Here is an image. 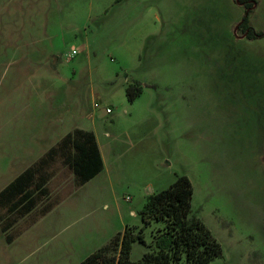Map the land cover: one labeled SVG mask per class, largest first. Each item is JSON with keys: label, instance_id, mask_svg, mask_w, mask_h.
<instances>
[{"label": "rangeland", "instance_id": "obj_1", "mask_svg": "<svg viewBox=\"0 0 264 264\" xmlns=\"http://www.w3.org/2000/svg\"><path fill=\"white\" fill-rule=\"evenodd\" d=\"M245 14L264 32V0H0V190L73 125L105 164L73 191L64 156L47 158L32 212L0 226V264H80L180 175L221 248L207 264H264V36L247 40Z\"/></svg>", "mask_w": 264, "mask_h": 264}, {"label": "trees", "instance_id": "obj_2", "mask_svg": "<svg viewBox=\"0 0 264 264\" xmlns=\"http://www.w3.org/2000/svg\"><path fill=\"white\" fill-rule=\"evenodd\" d=\"M250 7L251 4H245ZM240 28L247 39L264 36L255 32L249 25L248 15L242 17ZM140 83L126 87L129 101L139 96ZM57 152L64 156L77 177L79 185L86 183L103 168V161L94 134L91 131L75 129L65 135L57 146L49 149L47 157H41L33 166L27 168L0 191V206L4 203L9 211L27 213L35 205V189H44L46 180L43 174L34 181L35 170L52 158ZM192 186L189 179L180 175L165 189L151 193L139 210L142 226L135 230L127 226L103 246L87 255L80 264H207L221 254V248L210 230L192 213ZM52 207L45 210L46 213ZM20 217V216H19ZM152 222H161L162 227L155 230L152 240L146 244L143 231ZM0 219L2 231L9 227ZM138 242L147 251L138 261L130 259L133 244ZM114 252L110 254V250Z\"/></svg>", "mask_w": 264, "mask_h": 264}, {"label": "crops", "instance_id": "obj_3", "mask_svg": "<svg viewBox=\"0 0 264 264\" xmlns=\"http://www.w3.org/2000/svg\"><path fill=\"white\" fill-rule=\"evenodd\" d=\"M245 34V33H244ZM248 41H251V39H247ZM75 129H81V130H85V131H91L93 134H94V132L92 131V130H89V129H85V128H82V127H80L79 125H73L72 126V128L70 129V130H68V132H71V131H73V130H75ZM67 132V133H68ZM94 137H95V140H96V143H97V146H98V148H99V151H100V154H101V158H102V161H103V155H102V153H101V149H100V146H99V143H98V141H97V138H96V136H95V134H94ZM260 156H261V159H260V162H261V164H264V161H263V158H264V142H263V146L261 147V149H260ZM34 164H27L24 168H23V170L22 171H20L13 179H15L20 173H22L24 170H26L27 168H29V167H31V166H33ZM70 164L69 163H66L64 166H69ZM264 166V165H263ZM104 167H105V164H104V162H103V168H102V170L104 169ZM101 170V171H102ZM100 171V172H101ZM100 172H98L96 175H94L92 178H94L95 176H97ZM72 177H73V181L75 182V186L73 187V191L74 190H76V189H78L81 185H79L78 184V181H77V177L75 176V174L73 173V171H72ZM91 178V179H92ZM12 179V180H13ZM91 179H89V180H91ZM12 180H10L6 185H4V187L5 186H7ZM51 180V179H50ZM88 180V181H89ZM48 182H49V180L48 181H46V183L44 184V186L45 185H47L48 184ZM83 185V184H82ZM3 187V188H4ZM2 188V189H3ZM1 189V190H2ZM0 190V191H1ZM1 206H4V209L6 210V215L4 216V217H2V220L3 221H6V220H8V219H10V217H12L16 212H18V210H19V208H16V209H14V210H12V211H9L6 207H5V204L3 203ZM51 211V209L50 210H48L47 211V213L46 214H44V215H42L43 217H45L49 212ZM32 212V210L30 209L27 213H24L23 215H20V217H18V219L17 220H14V221H12V222H8V223H6L5 225H7V226H9L7 229H6V231H3V232H8V230H11V229H13L15 226H17L18 225V223L19 222H21L22 220H24L25 218H27V216L30 214ZM98 249V248H97ZM96 250V249H95ZM94 250V251H95ZM93 252V251H92ZM91 252V253H92ZM145 253V252H144ZM143 253V254H144ZM90 254V253H89ZM89 254H85L84 255V257H82V259H81V261L87 256V255H89ZM142 254V255H143ZM81 261H80V263H81Z\"/></svg>", "mask_w": 264, "mask_h": 264}, {"label": "built area", "instance_id": "obj_4", "mask_svg": "<svg viewBox=\"0 0 264 264\" xmlns=\"http://www.w3.org/2000/svg\"><path fill=\"white\" fill-rule=\"evenodd\" d=\"M75 54H76V51L73 49V50L68 54V57L72 58ZM106 111L109 112L110 109L107 108Z\"/></svg>", "mask_w": 264, "mask_h": 264}, {"label": "flooded vegetation", "instance_id": "obj_5", "mask_svg": "<svg viewBox=\"0 0 264 264\" xmlns=\"http://www.w3.org/2000/svg\"><path fill=\"white\" fill-rule=\"evenodd\" d=\"M244 33V32H243Z\"/></svg>", "mask_w": 264, "mask_h": 264}]
</instances>
